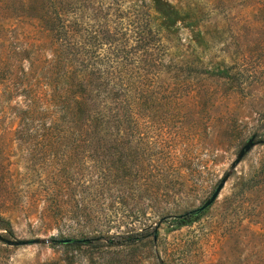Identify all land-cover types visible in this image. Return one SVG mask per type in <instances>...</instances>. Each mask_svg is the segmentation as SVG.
<instances>
[{"label": "rangeland", "instance_id": "rangeland-1", "mask_svg": "<svg viewBox=\"0 0 264 264\" xmlns=\"http://www.w3.org/2000/svg\"><path fill=\"white\" fill-rule=\"evenodd\" d=\"M65 1L141 107L110 115L125 155L66 145L64 57L0 17V264H264V0Z\"/></svg>", "mask_w": 264, "mask_h": 264}, {"label": "trees", "instance_id": "trees-1", "mask_svg": "<svg viewBox=\"0 0 264 264\" xmlns=\"http://www.w3.org/2000/svg\"><path fill=\"white\" fill-rule=\"evenodd\" d=\"M65 4L64 0H0V17L32 19L39 30L53 39L64 57L63 76L68 84L59 108V123L57 119L53 123L56 131L64 132V143L81 147L82 152H95L97 148L109 152L115 145L117 151L125 155L126 141L113 143L107 137L112 128L113 116L110 115L121 114L122 118L131 112V107L140 105L144 94L142 76L139 71L131 70L129 61L120 54L109 56L98 52L101 40L105 45L110 44L107 31L98 43H95L96 36L87 43L79 42L80 26L77 20L71 23L66 20L68 6ZM4 63L5 59L0 56V84L5 80ZM120 160L123 162V158ZM200 213L191 211L180 223L185 225Z\"/></svg>", "mask_w": 264, "mask_h": 264}, {"label": "water", "instance_id": "water-1", "mask_svg": "<svg viewBox=\"0 0 264 264\" xmlns=\"http://www.w3.org/2000/svg\"><path fill=\"white\" fill-rule=\"evenodd\" d=\"M251 143L250 144H248V145H246V146H244V149H243V151H242V153H241V155H243L244 154V152H247L248 150H250V148H251ZM217 191L211 196V198L209 199V200H207L200 208H198V209H196L197 211H203L204 209H206L208 206H210L213 202H214V200L216 199V197H217ZM72 240H64V241H62L63 243H69V242H71Z\"/></svg>", "mask_w": 264, "mask_h": 264}]
</instances>
